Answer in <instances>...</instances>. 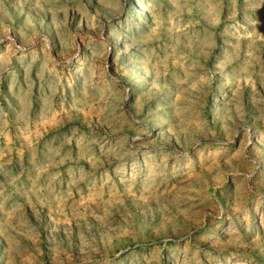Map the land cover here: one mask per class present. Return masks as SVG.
Here are the masks:
<instances>
[{
  "label": "rangeland",
  "instance_id": "374dc122",
  "mask_svg": "<svg viewBox=\"0 0 264 264\" xmlns=\"http://www.w3.org/2000/svg\"><path fill=\"white\" fill-rule=\"evenodd\" d=\"M0 264H264V0H0Z\"/></svg>",
  "mask_w": 264,
  "mask_h": 264
},
{
  "label": "bare ground",
  "instance_id": "6f19581e",
  "mask_svg": "<svg viewBox=\"0 0 264 264\" xmlns=\"http://www.w3.org/2000/svg\"><path fill=\"white\" fill-rule=\"evenodd\" d=\"M141 1V0H140ZM140 7V6H139ZM142 8L144 7V5L142 4V6H141Z\"/></svg>",
  "mask_w": 264,
  "mask_h": 264
}]
</instances>
